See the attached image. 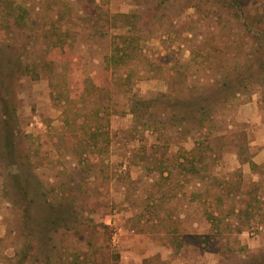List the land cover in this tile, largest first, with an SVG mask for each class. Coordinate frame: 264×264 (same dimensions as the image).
Returning a JSON list of instances; mask_svg holds the SVG:
<instances>
[{"label":"rangeland","instance_id":"obj_1","mask_svg":"<svg viewBox=\"0 0 264 264\" xmlns=\"http://www.w3.org/2000/svg\"><path fill=\"white\" fill-rule=\"evenodd\" d=\"M162 1L17 0L29 10L23 53L38 65L18 82L22 147L82 212L56 235L61 264H264V84L199 133L165 124L158 109L144 126L131 112L136 99L206 88L253 42L218 24L213 7L206 18L188 0ZM156 8L153 25H128ZM249 8L264 23V0ZM2 174L0 264H18L22 213L3 197Z\"/></svg>","mask_w":264,"mask_h":264},{"label":"trees","instance_id":"obj_2","mask_svg":"<svg viewBox=\"0 0 264 264\" xmlns=\"http://www.w3.org/2000/svg\"><path fill=\"white\" fill-rule=\"evenodd\" d=\"M167 1L169 0L162 1V4L165 5ZM250 1L188 0L200 15L205 13L206 8L213 7L218 24L244 32L254 47L243 62L223 67L211 84L206 88H199L191 96L173 100H169L167 95L164 99L161 96L149 100L136 99L131 105V112L137 121L143 120V126L148 124L147 121L151 118L147 114H150V110L152 112L158 109L168 120L164 121L165 124H178L188 133H199L218 114V110L233 98L251 93L257 83L264 84V23L258 20V15L257 18L254 17V11L249 8ZM159 10L160 8H156L153 13L149 12L148 17L140 14V19L137 16L127 18V23L133 28L142 20L144 26L149 27L153 25L154 17L160 14ZM202 16L209 18L207 13ZM28 17V8L17 3V0H0V31L8 37L5 42L0 43V169L3 170L4 177L3 197L15 204L22 213L21 249L16 252L18 264L30 261L34 264H61L56 235L59 232L74 231V225L80 224L83 219L81 211H77L73 205L66 206L67 201L72 198L70 194L55 188L49 189L35 174L32 164L26 160L29 156L22 147L26 136L21 131L18 114V82L23 76L38 75V65H31L26 60L25 52L23 53L26 47L21 42V33L27 27ZM17 30H20L19 38L14 35ZM121 38L125 39L127 36ZM117 47L120 48V44L115 48ZM108 60V66H119L114 55ZM154 119L157 121L155 117ZM191 168L199 171L194 160Z\"/></svg>","mask_w":264,"mask_h":264}]
</instances>
